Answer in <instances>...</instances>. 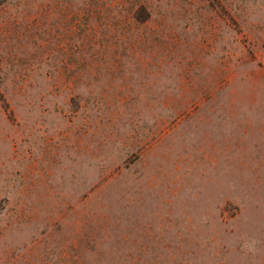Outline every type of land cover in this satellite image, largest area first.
Returning <instances> with one entry per match:
<instances>
[{
  "label": "rangeland",
  "instance_id": "1",
  "mask_svg": "<svg viewBox=\"0 0 264 264\" xmlns=\"http://www.w3.org/2000/svg\"><path fill=\"white\" fill-rule=\"evenodd\" d=\"M0 264H264V0L1 2Z\"/></svg>",
  "mask_w": 264,
  "mask_h": 264
},
{
  "label": "trees",
  "instance_id": "2",
  "mask_svg": "<svg viewBox=\"0 0 264 264\" xmlns=\"http://www.w3.org/2000/svg\"><path fill=\"white\" fill-rule=\"evenodd\" d=\"M4 0H0V3L3 2Z\"/></svg>",
  "mask_w": 264,
  "mask_h": 264
}]
</instances>
